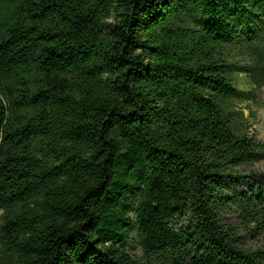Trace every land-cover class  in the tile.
I'll return each instance as SVG.
<instances>
[{"label":"trees","instance_id":"obj_1","mask_svg":"<svg viewBox=\"0 0 264 264\" xmlns=\"http://www.w3.org/2000/svg\"><path fill=\"white\" fill-rule=\"evenodd\" d=\"M262 88L264 0H0V264H264Z\"/></svg>","mask_w":264,"mask_h":264},{"label":"rangeland","instance_id":"obj_2","mask_svg":"<svg viewBox=\"0 0 264 264\" xmlns=\"http://www.w3.org/2000/svg\"><path fill=\"white\" fill-rule=\"evenodd\" d=\"M245 77L241 80V87L246 89H252L250 85L246 84ZM257 101L254 103H239L238 107L244 110L245 117L247 119V124L250 127V135L256 138L259 141L264 142V88L258 89L257 92ZM252 171L264 172V162L254 166ZM248 170V171H250ZM248 184L243 183L238 186V190L244 191L247 189ZM231 222H234L233 218H230ZM2 223V212L0 213V224ZM128 251L133 256H140V250L136 244L135 235L132 238L129 246L127 247ZM3 254V248L0 245V256Z\"/></svg>","mask_w":264,"mask_h":264}]
</instances>
